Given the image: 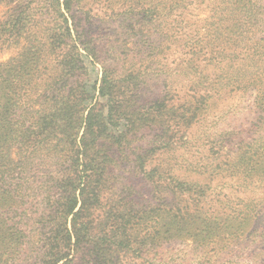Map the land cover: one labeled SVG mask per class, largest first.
I'll return each instance as SVG.
<instances>
[{
    "label": "trees",
    "instance_id": "16d2710c",
    "mask_svg": "<svg viewBox=\"0 0 264 264\" xmlns=\"http://www.w3.org/2000/svg\"><path fill=\"white\" fill-rule=\"evenodd\" d=\"M93 4L109 9L120 34L136 38L131 46L118 47L87 28ZM32 5V12H49L50 19L29 21L17 12L1 24L4 40L24 37L26 44L0 61V264H100L106 259L93 227L119 160L114 149L131 148V137L142 127L158 125L168 153L176 148L177 155L183 143L176 138L186 134L181 128L202 119L213 90L256 87L257 99L264 101V0H33ZM195 5L206 7L208 16L188 17ZM172 53L181 56L170 64ZM86 58L100 66L99 79L92 81ZM148 62L154 70L150 79L170 90L138 105ZM241 150L238 159L222 160L226 167L214 170L260 189L263 197L239 200L213 217L200 205L206 188L199 180L161 164L149 168V152L155 150L138 152L143 174L162 200L145 210V230L156 231H146L144 240L200 237L206 223L212 231L202 237L214 251L203 253L200 264L258 262L264 223L260 231L250 229L264 201V133ZM165 191L197 192L199 221L188 206L164 199ZM197 222L202 227L190 233ZM116 227L121 233L112 236L128 246L132 235L126 225ZM101 235L107 239V233Z\"/></svg>",
    "mask_w": 264,
    "mask_h": 264
},
{
    "label": "rangeland",
    "instance_id": "374dc122",
    "mask_svg": "<svg viewBox=\"0 0 264 264\" xmlns=\"http://www.w3.org/2000/svg\"><path fill=\"white\" fill-rule=\"evenodd\" d=\"M32 1L0 0V61H6L18 55L26 44L24 37L4 40L1 24L6 17L19 12L23 16L28 15L29 21L33 17L39 16L40 19H50L49 12H46L45 15L40 14V11L37 10L32 12ZM91 10L90 23H87L88 29L98 31L100 36L118 47L122 45L125 49L132 45L131 41L136 38L132 36L130 39V32L127 35L120 34V28L117 27L114 19L110 18L108 8L96 7L93 4ZM30 13L33 14L29 15ZM208 14L209 11L206 7L195 5L190 9L188 17L204 19ZM147 27H151V25L149 24ZM180 56L178 53H172L168 57L170 64ZM86 61L92 81L99 79L100 66L90 63L87 58ZM143 65V69L147 67V72L143 74L144 77L142 75L139 79L141 83H144V87L139 91L138 105L157 99L169 89L164 84L150 79L154 76V70L150 68L153 63L148 62ZM148 83H150L149 86H147ZM257 92L256 87L250 91L226 90L218 94L213 90L211 93L213 97L208 98L210 100H208V107L202 119L190 129L181 128V132L186 131V134L183 138L180 134L176 138V142L183 143V146L175 151H178L177 155L174 153L176 148L168 153L169 149L165 146L166 133L158 125L142 127L137 136L131 137L132 142L128 144L131 148L114 149L119 160L108 175L107 187L103 192L100 205L95 211L93 227V233H96L98 242L97 249L106 259V262H100V264H200L204 260L203 253L205 256L212 254L211 251L214 249L212 246H207L206 238L202 237L212 231V228L206 223L204 225L207 231L200 237L190 234L163 239L155 235L153 239L144 240L146 231H156L154 227L145 230V210L159 207L162 200L160 196L158 197L159 191L155 190L151 181L144 176L138 163L137 154L140 151L148 153L153 149L155 153L149 152L147 167L161 164L166 169L172 170L174 174L189 180H199L205 186V198L204 196L201 198L203 202L199 199L197 192H194L193 195L189 193L178 195L165 191L163 194L164 199L167 198V201L172 204L179 202L188 206L192 210L190 217L193 219H199L195 210L198 209L200 202V205L204 206V211H208V216L213 217V215L222 214L228 208L230 211V206H235L239 200L261 199L263 194L261 196L260 189H256L254 186L252 188L244 187L239 181L226 177L227 174L222 173L221 170H214L216 165L226 167L222 160H225V163H230L238 159L241 147V151L246 150L252 139L263 135L264 101L257 99ZM182 95L186 98L189 93ZM216 138L226 139L227 142L217 145ZM172 145H176V143ZM212 147H214L213 150ZM259 209L260 213L250 231H260L263 226L264 201L260 200ZM209 221H211L210 218ZM122 224L127 227L126 233L132 235V241L128 246L119 244L116 241L119 239L118 236H112L114 233L120 235L121 232L115 230L116 226ZM193 225L195 228L190 233H196V229L202 227L199 226V222ZM104 233L108 234L107 239H103L101 234ZM220 237L222 236L217 232L216 238ZM152 240L156 242H152L151 245L154 246L149 249L151 245L148 246L147 243ZM261 253L258 262L245 258L238 264H258L259 262L264 264V250ZM101 259L103 258L101 257ZM212 264L236 263H226L222 260Z\"/></svg>",
    "mask_w": 264,
    "mask_h": 264
}]
</instances>
